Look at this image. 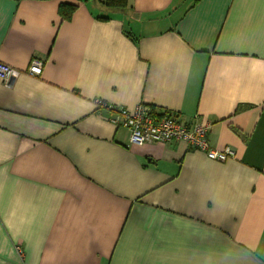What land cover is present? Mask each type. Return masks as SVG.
<instances>
[{
	"label": "crops",
	"instance_id": "crops-1",
	"mask_svg": "<svg viewBox=\"0 0 264 264\" xmlns=\"http://www.w3.org/2000/svg\"><path fill=\"white\" fill-rule=\"evenodd\" d=\"M102 1L0 0V61L44 62L0 78V264H264V0ZM98 100L236 156L132 144Z\"/></svg>",
	"mask_w": 264,
	"mask_h": 264
},
{
	"label": "built area",
	"instance_id": "built-area-1",
	"mask_svg": "<svg viewBox=\"0 0 264 264\" xmlns=\"http://www.w3.org/2000/svg\"><path fill=\"white\" fill-rule=\"evenodd\" d=\"M43 66L44 62L39 58H34L24 71L0 61V78L6 85L11 86L22 73L39 77ZM97 103L109 111V120L112 123L128 130L129 141L132 144H170L182 140L190 149L201 151L212 160L226 161L236 156L232 147L217 149L211 146L209 141L211 125L203 123L197 116L185 121L176 111L165 109L156 112L152 106L144 102L133 108L108 104L102 100H98ZM17 248L23 255V249Z\"/></svg>",
	"mask_w": 264,
	"mask_h": 264
},
{
	"label": "trees",
	"instance_id": "trees-1",
	"mask_svg": "<svg viewBox=\"0 0 264 264\" xmlns=\"http://www.w3.org/2000/svg\"><path fill=\"white\" fill-rule=\"evenodd\" d=\"M103 5L105 6V9L99 10L98 19L101 20H110L113 18V14H122L126 15L128 14L129 6V0H103ZM77 5L73 4H66L62 5L60 8V11L62 15L64 16H70L72 12L76 9Z\"/></svg>",
	"mask_w": 264,
	"mask_h": 264
}]
</instances>
